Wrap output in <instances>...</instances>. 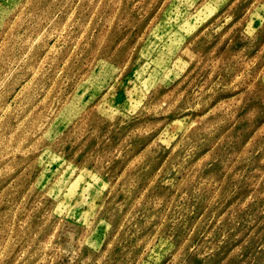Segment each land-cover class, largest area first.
I'll return each mask as SVG.
<instances>
[{
  "label": "rangeland",
  "instance_id": "rangeland-1",
  "mask_svg": "<svg viewBox=\"0 0 264 264\" xmlns=\"http://www.w3.org/2000/svg\"><path fill=\"white\" fill-rule=\"evenodd\" d=\"M0 264H264V0H0Z\"/></svg>",
  "mask_w": 264,
  "mask_h": 264
}]
</instances>
